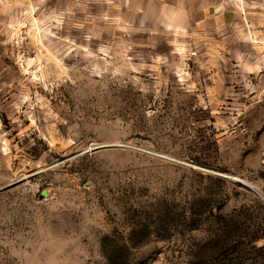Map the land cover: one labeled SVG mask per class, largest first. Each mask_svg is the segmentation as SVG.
<instances>
[{
    "label": "rangeland",
    "instance_id": "374dc122",
    "mask_svg": "<svg viewBox=\"0 0 264 264\" xmlns=\"http://www.w3.org/2000/svg\"><path fill=\"white\" fill-rule=\"evenodd\" d=\"M233 1L0 2V264L264 263V0Z\"/></svg>",
    "mask_w": 264,
    "mask_h": 264
},
{
    "label": "crops",
    "instance_id": "0c3cea01",
    "mask_svg": "<svg viewBox=\"0 0 264 264\" xmlns=\"http://www.w3.org/2000/svg\"><path fill=\"white\" fill-rule=\"evenodd\" d=\"M1 1L2 0H0V2ZM156 1L164 2V1H167V0H156ZM171 1H175V5L177 7H182V8H186V7L188 8L190 6L195 7V8L198 7L200 10H205L206 9L205 11H207V9H209L210 13H212L214 11H217V9L219 7L218 6L219 3H222V6L225 3V0H171ZM231 1H232V7H233L235 2L233 0H231ZM222 16L224 17V13L222 14Z\"/></svg>",
    "mask_w": 264,
    "mask_h": 264
},
{
    "label": "water",
    "instance_id": "95a60500",
    "mask_svg": "<svg viewBox=\"0 0 264 264\" xmlns=\"http://www.w3.org/2000/svg\"><path fill=\"white\" fill-rule=\"evenodd\" d=\"M104 147H107V146L98 147L96 149H100V148H104ZM237 183L240 184L241 186L245 187L247 190H249L251 193H253L257 197H259L262 201H264V196H262L261 193L258 190H255L254 188H251L250 186H248V185H246V184H244L242 182L237 181ZM11 185H7V186H5V187H3L1 189L7 188V187H9Z\"/></svg>",
    "mask_w": 264,
    "mask_h": 264
},
{
    "label": "bare ground",
    "instance_id": "6f19581e",
    "mask_svg": "<svg viewBox=\"0 0 264 264\" xmlns=\"http://www.w3.org/2000/svg\"><path fill=\"white\" fill-rule=\"evenodd\" d=\"M237 181H239V182H242V183H244V184H246V185H248V186H250L251 188H254L253 186H251L250 184H248V183H245L244 181H241V180H239V179H236ZM255 189V188H254ZM256 190V189H255Z\"/></svg>",
    "mask_w": 264,
    "mask_h": 264
},
{
    "label": "trees",
    "instance_id": "16d2710c",
    "mask_svg": "<svg viewBox=\"0 0 264 264\" xmlns=\"http://www.w3.org/2000/svg\"><path fill=\"white\" fill-rule=\"evenodd\" d=\"M259 264H264V263H259Z\"/></svg>",
    "mask_w": 264,
    "mask_h": 264
}]
</instances>
